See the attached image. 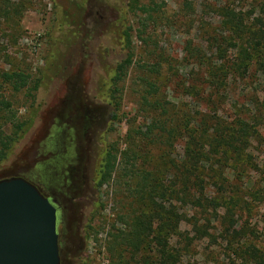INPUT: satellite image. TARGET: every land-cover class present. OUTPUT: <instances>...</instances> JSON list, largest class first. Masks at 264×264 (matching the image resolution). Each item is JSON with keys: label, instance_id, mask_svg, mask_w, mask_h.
Masks as SVG:
<instances>
[{"label": "rangeland", "instance_id": "1", "mask_svg": "<svg viewBox=\"0 0 264 264\" xmlns=\"http://www.w3.org/2000/svg\"><path fill=\"white\" fill-rule=\"evenodd\" d=\"M131 1L0 0L8 7H0V74L29 76L20 92L0 78V101L9 105L1 113L2 130L9 134L15 121L28 123L0 163V182L17 176L34 181L27 170H35L38 150L54 123L64 124L71 100L102 108V135L87 150L81 200L59 217L60 264H166L151 237L139 251L131 240L136 222L150 214L153 204L180 218L166 237V250L176 264H241L233 251L243 241L231 236L228 226L242 228L248 242L264 252V59L247 74L230 77L222 99L213 93L208 75L236 54L227 44L233 36L224 23L227 14L263 19L258 27L264 30V0H139L153 10L149 15L132 12ZM129 26L133 63L117 81L120 92L110 104L104 92L125 58L121 39ZM148 84L157 88L156 94H149ZM154 102L166 115L150 106ZM157 119L167 122L166 129L175 128L171 141L166 135H145ZM236 119L251 132L245 152L223 166L213 160L202 163L207 172L200 205H192L181 191L172 193L180 190L174 175L184 161L186 127L201 134ZM109 151L116 156L115 171L99 187V166ZM212 179L228 187L230 199L223 204L208 205L219 197ZM122 232L129 241L114 239Z\"/></svg>", "mask_w": 264, "mask_h": 264}, {"label": "trees", "instance_id": "2", "mask_svg": "<svg viewBox=\"0 0 264 264\" xmlns=\"http://www.w3.org/2000/svg\"><path fill=\"white\" fill-rule=\"evenodd\" d=\"M1 6L2 10L8 9L7 6H3L2 4L0 7ZM130 10L134 13L138 12L145 15H149L150 12L153 11L148 6L140 5L139 0L131 1ZM12 13L17 16L16 10H13ZM229 15L227 14V20L224 23L229 27L233 36L227 44L235 49L236 54L233 56V60L230 64H219L215 66V68H211L208 75V79L210 80L209 84L212 85L213 93L219 97L218 99L225 97L227 88H223V86L230 77L234 78L235 76L247 74L252 67L251 65L264 59V30L258 27V25L263 23V19L245 20L246 18L242 17L241 14H235L234 12L231 13V16ZM132 31V27L130 26L123 30L121 43L126 51L125 58L117 64L114 74L106 88V92L102 90L105 94V99H107L110 104L116 102V96L120 92L119 88H117V81L121 77H125L128 69L133 63V53L131 51ZM218 50L219 52L222 51L220 46ZM0 78L3 83L10 85L14 92L22 91L27 88L29 84V76L20 71L2 73L0 74ZM148 87L149 94L157 93L158 90L154 88L153 85L148 84ZM101 89L102 88H100V90ZM150 106L155 110L158 109L162 111L160 116L166 115V110H164L160 102H154ZM7 110H9V105L4 101H0V119L5 115H1V113ZM116 111L117 110H115L111 116L114 121L117 120ZM3 125L4 123L0 124V163L7 158L11 147L20 137L19 133L25 131L28 123L15 121L13 123V130L9 134H6L2 130ZM166 127L167 122L165 123L161 119H157L150 124L145 135H147V137H153L154 139H162L166 135L169 140L175 133V128L168 130ZM185 132L188 133V140L185 144L184 161L180 169H176L177 174L174 175V178H177L174 180V185L176 184L177 186V184H179L180 190H171V192L179 194L178 191H181L186 197V200L192 205H200L199 202L201 199L198 198V193H203L205 190L204 186L201 184L207 172L205 167L202 166V163H209L210 160H213L215 163L223 166L235 157H240L241 154L245 152L244 146L247 144V138L251 137V132L247 124L241 119H236L235 122L229 123H216L215 126L202 129L201 134L196 133V131L189 126L186 127ZM217 156L219 157L218 160ZM115 164L116 156L110 151L107 152L106 158L99 166V187L108 183L115 171ZM213 175L216 176L215 174ZM212 180L214 181L212 185L219 191V197L213 199L208 205L218 202L222 204L225 203L227 199H230L226 194L228 187H225L223 180L221 182L216 181V179ZM217 180H219V178ZM173 187L176 188L175 186ZM150 189V192H152L156 191L157 188L155 186ZM153 205L151 206L150 214H148L147 217L140 218L138 222H136L134 229H132L131 240L135 243L133 248L139 251L145 240L151 237V241L154 242V246L158 251L159 260H163L166 264H176L177 258H175V255L169 254L166 250L168 245L166 237L178 226L180 218H178L175 211H163L156 205L153 207ZM167 230L169 231L167 232ZM229 230L232 231L231 236L237 237L240 242L243 241L242 245H239V247L233 251V255L241 264H264L263 250L258 245H255L254 242H248V238H245L242 228L240 231H236L234 227L230 225L227 228V232ZM120 237L123 238V241H129L127 233L122 232L121 235L114 237V239L116 240Z\"/></svg>", "mask_w": 264, "mask_h": 264}, {"label": "flooded vegetation", "instance_id": "3", "mask_svg": "<svg viewBox=\"0 0 264 264\" xmlns=\"http://www.w3.org/2000/svg\"><path fill=\"white\" fill-rule=\"evenodd\" d=\"M78 103L77 100L69 102L64 124L55 122L50 136L41 144L35 170H27L34 181L21 176L9 179L28 182L51 201L57 211V228L60 214L72 211L75 203L81 200L87 182V150L91 145L95 146L99 142L97 137L102 135L98 121L104 119L105 110L91 105L78 106Z\"/></svg>", "mask_w": 264, "mask_h": 264}, {"label": "water", "instance_id": "4", "mask_svg": "<svg viewBox=\"0 0 264 264\" xmlns=\"http://www.w3.org/2000/svg\"><path fill=\"white\" fill-rule=\"evenodd\" d=\"M0 264H60L57 211L21 179L0 182Z\"/></svg>", "mask_w": 264, "mask_h": 264}]
</instances>
